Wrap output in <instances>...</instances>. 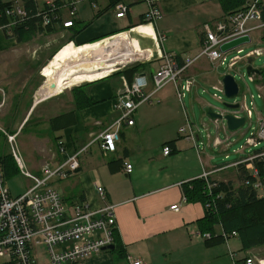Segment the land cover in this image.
<instances>
[{"label": "crops", "instance_id": "0c3cea01", "mask_svg": "<svg viewBox=\"0 0 264 264\" xmlns=\"http://www.w3.org/2000/svg\"><path fill=\"white\" fill-rule=\"evenodd\" d=\"M12 1L15 2V0L7 2ZM215 1L219 0H160L163 18L152 26V30L144 27L147 25L144 23V16L148 11V5L144 0H121L130 11L126 17L120 19L116 17L115 8L110 7V0H97L96 8L93 7L95 8L93 15L91 18L86 17L84 23L75 20L73 30L64 29L61 25L56 26V29L75 34L73 42L80 46L106 40L107 43L102 46L101 53L109 66L108 72L104 74L109 76L130 60L141 61L144 59L143 54L154 52L157 48L155 34L158 38L161 35L166 36V41L160 44L164 52L172 53L180 59H194L199 56L205 37L204 25L214 27L217 22L226 19L220 1L218 6L212 7ZM218 8L220 12L215 21L213 23L206 21L209 20L207 19L209 14ZM0 35L2 36L1 33ZM251 39L253 42V38ZM8 41L15 42L16 39L10 38ZM25 44L27 43L18 45ZM249 60L252 62L254 59ZM141 66L143 73L140 75L148 79L151 91L152 75L158 63L142 62ZM218 69V65L212 64L207 58H201L188 70L185 77L196 79L192 92L187 95L191 96L192 104L196 100L205 108V102L197 98L196 92L204 93L208 85L213 84L214 87L221 83L224 75H217L215 71ZM113 78L96 80L84 87L85 94L95 102L93 106L79 108L74 91L71 92L68 101L61 96L51 100L55 101L51 109V111L55 109V113L53 117L48 118L45 130L49 131L46 133L49 134L48 138L60 139L59 142L54 141L57 146L54 148L56 153L50 152L52 153L50 157L47 148L43 147L45 144L33 140L34 149L37 148L42 156L41 167L49 162L54 167L62 163L66 156L87 147L119 118L116 100L125 89L127 81L124 75L120 77L121 82ZM170 86L159 93L161 103L158 106V113L150 114L144 111L137 115V112L134 116V126H123L116 152L105 154L98 144H94L80 156L78 172L67 180L58 181L60 190L56 189L64 194V200H70V205L84 203L94 211L110 204L116 206L118 228L116 246L120 248L121 253L103 252L77 264H131V260H139L143 264H245L247 257H251L249 253L257 250L244 251L239 238L233 239L235 245L233 250L229 248L230 246L227 247V244L207 247L201 237L206 208L199 200L190 201L191 192L188 190L192 187V182L199 180L205 171L212 172L221 165H216L215 156L210 152V143L203 140L202 134L198 133L200 129L194 128L195 123L194 126L192 124V128L197 136L196 145L186 134L180 132L184 128L183 112L188 114L186 98L181 102L177 99L174 87ZM45 103L35 102V105L33 103L32 106L26 105V116L24 115L22 124L18 125L16 130L8 127V123L0 116V133L6 131L19 138L25 121L29 118L32 122L30 118ZM43 112L40 115L42 120L50 111ZM72 113L76 121L74 126L57 132L51 130V120ZM39 123L46 126L43 121L37 124ZM162 125L165 127L160 129ZM27 126L28 124L25 127ZM35 132H32L30 140L36 138ZM43 141L46 143L45 139ZM60 142L63 143L64 154L59 147ZM170 142H175V145L171 148L172 153L165 156L163 148ZM37 156L40 159L38 154ZM125 163L134 166L132 174H127ZM225 171L212 174L211 180L232 183L231 177L222 174ZM241 173L243 172L237 170L239 177ZM98 187L106 190V198L98 195ZM175 205H179L178 212L171 210ZM222 232L221 226L215 227L217 236ZM230 252L234 253V258L230 256Z\"/></svg>", "mask_w": 264, "mask_h": 264}, {"label": "built area", "instance_id": "2783aa9c", "mask_svg": "<svg viewBox=\"0 0 264 264\" xmlns=\"http://www.w3.org/2000/svg\"><path fill=\"white\" fill-rule=\"evenodd\" d=\"M83 1L86 0H47L45 8L37 10V15L42 17V27L54 28L61 25L64 29L73 28L78 13L77 6ZM90 1L96 8L97 0ZM144 1L148 5L144 23L154 27L163 18V13L159 6L160 0ZM263 5L264 0H246L242 11L217 22L214 27L209 24L204 25L205 37L202 51L194 59H180L172 53L164 52L160 44L166 41V36L161 35L158 38L156 35L157 48L154 52L147 53V59H144L148 63H158V67L153 71L152 75L153 89L149 91L148 79L140 74L134 78L131 85L126 82L125 89L116 100V111L119 114V118L94 138L87 147L73 155L66 156L63 162L57 166L45 165L39 175L31 174L27 171L17 149L15 142L17 135L6 134L7 140L12 147L11 156L15 160L20 173L33 181V186L23 194L13 195L7 187V182L2 172V160L0 159V264H38L39 258L36 249L39 246L46 248L50 264H77L105 252L103 251L104 248L110 245H116L115 237L118 228L115 217V205L110 204L97 211L90 210L84 203L73 204L69 207L60 191L52 188L51 183L55 180H67L72 174L78 172L80 156L86 153L94 144H98L101 151L105 154L116 152L123 126H134V116L140 107L146 104H153L157 95L167 86H173L178 99L183 102L196 84L195 78L185 77V75L201 58H207L214 65L234 70L241 61L239 55L244 52L243 46L228 53H222L220 48L222 45L237 38L245 36L252 38L254 32L264 29V23L261 20ZM114 8L117 11L116 17L119 19L126 17L130 11L129 7L122 3L117 4ZM64 11L69 12L70 19H66L63 15ZM5 14L7 17L12 18L13 22L7 26L0 25V32L14 38L11 33V27L26 19L28 13L23 4L16 2L5 11ZM233 51H236L238 56L229 61L228 55ZM263 54L264 51H253L247 57L255 59L263 56ZM249 80L256 83L255 76L249 77ZM213 89L224 95L221 83L218 86H214ZM215 97L222 100V97L217 94H215ZM239 97L246 99L245 91L242 87ZM259 98L263 97L259 96ZM251 100L249 105L246 103L240 105L238 111L236 112L235 110L231 114L241 118V113H245L246 123L249 120L252 122L254 119L253 109L255 110L253 95H251ZM222 114L225 115L226 112H222ZM186 116L187 127H184L181 132L195 143L196 132L192 128V122L188 114ZM214 123L217 127L218 136L210 140L209 129L204 127L207 142L210 143L212 150H218L225 146L222 153L228 152L233 144L229 139L226 142L220 140V123ZM257 124L258 128L247 139L246 147L235 152L240 154V158L237 161L221 165L212 172L205 171L202 174L200 179L205 182L210 195L217 187V182L211 180L212 174L229 169H237L247 176L243 185L252 188L258 198L264 197V171L262 172L256 167V160L264 157V148L260 149L261 142H264V119L259 118ZM223 130L227 132L226 127H223ZM198 133L201 132L199 131ZM202 146H204V142H202ZM59 147L62 154H64L63 143L60 142ZM247 147L258 149L248 152ZM163 152L165 156H169L172 153V149L169 146H165ZM226 159H229V154H226ZM124 165L127 174H132L134 166L129 163ZM97 193L103 199L106 198V190L103 187H98ZM171 210L178 212L180 210L179 205L171 207ZM222 236L229 247L231 239L238 238V233L233 231L230 234H226L223 231ZM201 237L209 239L211 234H205ZM230 256L232 258L235 257L234 253L231 252ZM131 264H143V262L131 260ZM245 264H255V261L253 258H247Z\"/></svg>", "mask_w": 264, "mask_h": 264}, {"label": "rangeland", "instance_id": "374dc122", "mask_svg": "<svg viewBox=\"0 0 264 264\" xmlns=\"http://www.w3.org/2000/svg\"><path fill=\"white\" fill-rule=\"evenodd\" d=\"M7 1L8 0H5V2ZM16 2L17 1H15L14 3ZM46 2L47 0H37V4L40 10L45 8ZM215 2L216 3H213L212 5L213 8L214 6L216 7L219 5L218 4L219 1H215ZM19 3L22 4L21 2ZM93 7L94 6L92 4V1L90 0L81 2L77 6L78 13L75 19L77 21L81 20L84 23L86 17L91 18V16L93 15V10L95 9ZM219 12H220V8H218L216 11L213 10L207 17V19L209 20L206 21L213 23L217 18ZM63 15L66 17V19L71 18L69 12L67 11H64ZM263 30L264 29L256 31L252 36L253 42L249 45L243 46L242 49L244 52L243 54L239 55L241 61L239 62L235 70L230 71L228 70V67H223L219 65V69L215 71L217 75H226V74L233 75L236 81L238 82V84L244 89L246 99L244 97H239L234 100H228L227 98H225V96L222 93L217 92L213 89L212 86L213 84L208 85L204 93H202V91L196 92L197 98L205 102L206 104L205 108L200 106V104L197 103L196 100L193 103L194 106H192L193 100L191 99V96H188L185 99V106L188 110L187 112L190 121L192 122L193 126L195 123V127H194L195 129L196 128L200 129L202 138L206 142L207 141L206 132H204L205 125H207L209 129V135L211 137L210 140H213L218 136L216 124L212 123V121L207 117V111L209 109H212L213 112L216 114H220L222 112L232 113L233 111L227 109L225 107V104L244 105L246 103L249 105L252 101L251 95L254 96L255 110L253 109L254 119L252 122L249 120L243 128L236 131L235 133H231L228 129L227 132H225L223 130V127L225 126V122H221L220 124L221 131L219 133L220 140L222 142H226L229 139L233 145L230 148V150L225 153H222V150H224L225 146H222L218 150L211 149L210 152L215 156L216 165H225L237 161L240 158V154H237L235 152L246 147L247 139L250 138L254 130L258 128V124H257L258 119L259 118L264 119V88L263 86L260 85L258 86L256 83L251 82L247 74V68L249 67V65L256 70H260L264 68V54L261 57L255 58L254 60H252V62L247 57V55L253 51H264V43L262 42V39H260V35ZM0 33L2 34V36L0 35V107L1 105L2 106L4 105L2 108H0V116L4 121H6V123H8L9 125L8 127H12V129L16 130L15 128L18 127V125L22 124L24 115L26 116L27 110H25V106L28 104L29 105L31 104L32 106V103L35 105L36 96L38 94L37 92L40 91V89L44 86L45 82L47 81V79L43 75L44 69L64 50V48H66L70 44L76 47H81V46L80 44H76L75 42H73L72 41L73 35L66 31H58L57 33H53V35H41L36 37V39H34L31 43H27L25 45H20V46L17 43H15L16 41L9 42L8 40L10 38L7 37L5 33L3 32ZM53 39L54 42H52ZM143 55H144L143 58L147 59V55L146 54ZM237 56H238L237 52L233 51L228 55V59L230 61V59ZM74 59L76 60V58ZM144 59L141 61L131 62V60L129 61V57H128L127 61L131 63L127 62L125 64V67H123L124 66L123 65L121 68L116 70L114 73H111L106 78L114 77L113 79H118L121 82L120 77L124 75V72L136 65H142V62H147L144 61ZM94 82H86L79 86L66 89L59 95L47 99V101H45L46 102L45 105L40 107L37 113L32 118H30L32 122L29 120V118L25 121V123L22 126V131L20 133L21 136L19 138L16 137L15 142L17 149L19 150L22 160L24 162V165L27 171H29L31 174L39 175L40 171L45 165H50L53 167L51 162L41 167L40 160L42 156L39 153V150H37V148L34 149V145H33V140H36V142L44 143L45 145H43V147L47 148L48 150L47 154L48 155L50 154L49 157L51 156L52 153H56V150H54L56 146L54 142L55 140H53L52 138H48L49 134L46 133H49V131L45 130L47 129V120L49 121V119L53 117L55 113V109L51 111L55 101L51 102V100H54L61 96L62 99L65 98L66 101H68L70 99L69 96L72 91H74L76 94L77 93L76 90L78 88L86 87L87 85H91ZM215 94L222 97V100L217 99L215 97ZM259 96H262L263 98H259ZM21 101L23 102L22 105H21ZM160 103H161V98L160 95L158 94L157 97L155 98V102L153 104H146L142 106L139 109L137 115L140 112L142 114L144 111H148L150 114L158 113L159 112L158 106ZM16 108H18L16 110L17 113L15 112L11 114L12 111H14ZM45 110H48L50 112L46 113L47 115L44 116L46 117L44 121L40 118V115L44 113L43 111ZM237 111L238 109L236 110V112ZM183 115H184L183 124L184 127L186 128L187 119L185 112H183ZM240 117L246 118V114L241 113ZM13 121L14 124H12ZM40 121H43L46 124V126L43 125L42 123L37 124ZM26 124H28L27 127H25ZM162 127L164 128L165 126L162 125L160 129ZM33 131H36L35 132L36 138L30 140V136L32 135ZM6 134L9 133L6 131L0 133V158H4L5 156L11 154L12 147L7 140ZM44 139L46 140V143L45 141H43ZM262 148H264V142H261L260 144V149ZM257 149L253 147H247L248 152H252ZM37 154L40 156V159L38 158ZM226 154H229V159H226ZM222 174H224L225 177L228 178L231 177L230 180H232V184L234 185V188H239L243 185L242 179H240L241 177L237 175L236 169H229ZM32 182L33 181L24 177L21 173L19 174L17 173L16 175H14L9 179V181L7 182V187L10 189L13 195H19L29 190V188L33 186ZM57 183L58 180L53 181L51 183V187L60 190L59 187L60 184ZM60 194L62 196L64 195L61 191ZM65 201L66 204L70 207V200H65ZM229 245L231 250H233L235 246L233 239H231ZM241 252L246 254L244 251ZM36 253L38 255L39 258L38 262L40 261V264H49L47 251L44 246L37 247ZM249 256H251L250 258L254 259L255 264H264V246L258 248L257 250L251 251V253H249Z\"/></svg>", "mask_w": 264, "mask_h": 264}, {"label": "trees", "instance_id": "16d2710c", "mask_svg": "<svg viewBox=\"0 0 264 264\" xmlns=\"http://www.w3.org/2000/svg\"><path fill=\"white\" fill-rule=\"evenodd\" d=\"M21 2L28 13V17L23 21L18 22L15 26L11 27V33L16 39L18 44L29 43L36 37L43 34H52L60 31L56 27L43 28L42 17L37 15L36 0H15ZM226 18L242 11L244 9L246 0H219ZM122 3L121 0H110V7H115L117 4ZM14 2H3L0 0V25L7 26L13 22L12 18L6 16L5 11L13 6ZM101 12L98 14L100 16ZM261 20L264 23V5L261 12ZM75 24V23H74ZM73 24V25H74ZM71 30L74 29L70 28ZM11 38L10 36L6 35ZM74 36L72 41L74 40ZM264 42V30L262 35ZM142 66L136 65L124 72V76L129 85L132 84L134 77L141 74ZM256 83L264 87V68L260 70V74L255 76ZM88 86V85H87ZM76 104L79 108H86L95 105L84 91V87L78 88L76 91ZM72 114H65L50 121L51 130L53 132L61 131L76 124L75 118ZM59 142L58 137L54 138ZM173 148L175 142L167 144ZM2 160V172L6 182L11 177L19 174V168L10 155L0 158ZM256 167L262 172L264 171V157L256 160ZM242 183L246 180L247 176L243 173L240 174ZM190 191V201L194 199L204 203L206 208V217L203 219L204 229L202 235L211 234L209 239H204L207 247H215L226 244L222 234H215V227L221 226L226 234L233 231L238 233V238L244 251L258 249L264 246V197L258 198L252 188L242 185L239 188H234L232 183L217 182V187L210 195L207 191L206 184L203 180L199 179L192 182ZM116 240V237H115ZM121 253V250L116 246V250L110 253Z\"/></svg>", "mask_w": 264, "mask_h": 264}, {"label": "bare ground", "instance_id": "6f19581e", "mask_svg": "<svg viewBox=\"0 0 264 264\" xmlns=\"http://www.w3.org/2000/svg\"><path fill=\"white\" fill-rule=\"evenodd\" d=\"M144 27L153 30L149 24L144 25ZM106 43L107 41L103 40L81 47L70 44L64 48L44 69L43 75L47 81L40 91L37 92L36 102H45L66 89L106 78L108 75L104 73L108 72L109 66L101 53L103 51L102 46ZM52 85H55L54 89Z\"/></svg>", "mask_w": 264, "mask_h": 264}, {"label": "water", "instance_id": "95a60500", "mask_svg": "<svg viewBox=\"0 0 264 264\" xmlns=\"http://www.w3.org/2000/svg\"><path fill=\"white\" fill-rule=\"evenodd\" d=\"M252 43V39L250 36H245L241 38H237L235 40H232L224 45L221 46L220 50L222 53H228L229 51L235 50L239 47L249 45ZM247 74L249 77L256 76L260 74V70L254 69L252 66H249L247 68ZM221 84L224 89V96L228 100H234L239 97L241 86L236 81L235 77L231 74H226L223 76L221 80ZM52 88H55V85H52ZM39 102H36V104ZM225 107L231 111H235L239 109V104H225ZM207 117L214 122H225V126L231 133H235L236 131L240 130L244 127L246 123L245 118H237L233 114L226 112L225 115L222 113L216 114L213 112L212 109H209L207 111ZM116 250V245H110L106 248H104L103 251L113 252Z\"/></svg>", "mask_w": 264, "mask_h": 264}]
</instances>
